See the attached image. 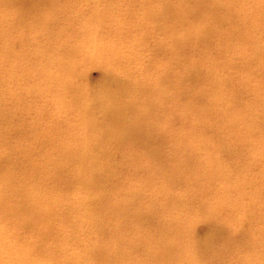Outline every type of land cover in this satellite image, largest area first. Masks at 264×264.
Instances as JSON below:
<instances>
[{
    "label": "bare ground",
    "instance_id": "bare-ground-1",
    "mask_svg": "<svg viewBox=\"0 0 264 264\" xmlns=\"http://www.w3.org/2000/svg\"><path fill=\"white\" fill-rule=\"evenodd\" d=\"M38 1L41 0H33V4ZM74 1L67 0V3ZM102 3L96 17L103 23L95 22L97 30L84 34L83 39L89 42L93 35L89 47L97 48V60L104 68L101 80L105 83L96 91L100 85L74 89L72 79L64 80V88L71 91L72 101L76 104L71 119L74 128L70 130L75 145L70 147L60 140L65 134L60 127H70L67 120L54 121L55 125L48 132L44 130L43 137L40 133L44 125H41L34 131L33 140L45 143L52 133L58 135L57 146L61 154L48 158L63 165L58 174L69 167L70 161H77V167H69L77 178L85 169H92L96 178L111 176L116 172L106 164L114 157V151H100L106 139L104 129L100 128V117L105 116L109 121V140L121 151L128 147L127 142L145 144L152 146L151 153L162 157L164 151L160 145L168 142L175 155H182L190 162L189 168L183 171L172 162L164 163L162 168H147L151 177L161 184L154 186L152 197L144 202L139 201L142 183L135 188L128 183H124L122 189L113 186L110 193L115 200L111 205L110 239L98 237L93 243L84 244L78 240V247L83 244V248L75 250L68 242L72 231L67 225L87 224L93 231L104 230L105 224L97 213L100 205L107 206L104 199L96 202V198L77 192L70 193L71 197L62 201L46 173L22 172V178L18 179L17 171L30 169L24 160L31 147L14 149L12 164L6 168L0 166L5 180L0 184V264H97L100 260L104 264H115L113 252L126 256L122 264H192L193 259H205L209 264V244L200 250L189 238L191 226L195 224L192 220H187L186 224L178 223L165 239L159 228L152 234L143 224L137 226L133 222L142 212L137 204H144L149 215L163 212L164 204H157L156 199L161 196L158 191H170L167 179H175L186 186L194 181L189 178L202 175L205 169L220 181L232 179L234 184L226 185L224 189L233 203L231 209L237 208L238 213L244 211L247 214L264 192V163L261 180L254 177L248 180L247 176L236 178L231 174L226 177L222 171L225 170L224 163L238 150L242 151L240 163L248 159L243 153L246 149H257L264 155V0H102ZM136 4L140 5L137 16L141 17L143 29L133 31L137 38L140 34L135 46L145 48L143 44L151 35L160 39L154 40L151 59L137 61L144 58L140 54L134 60L118 65L119 69L114 72L117 63L114 53L91 42L119 24L126 14L132 17ZM89 17L83 15L82 18L88 20ZM122 33L117 27L116 36L120 37ZM164 58L168 63L163 62ZM68 62L71 61L66 58L59 63L64 74H69ZM205 74L209 85L199 90L196 100L192 99L191 87V94L180 89L188 82L191 86L201 87ZM179 98V106L171 105ZM139 112L144 114L139 116ZM168 116L175 119L172 124L165 120ZM177 120L179 127L175 126ZM158 122H163L159 131ZM90 127L96 128L97 132L88 137L86 133ZM13 132L5 138L16 139ZM159 137L162 143L156 146ZM223 150L228 152L227 158L219 162L212 160L209 155L212 151L214 154ZM87 152H93L92 156L86 155ZM206 152L209 158L201 155ZM122 155L123 164L133 169L142 152L131 150L129 156ZM128 158L132 160L129 165ZM238 199L240 204L236 206ZM97 203L100 205L96 207ZM221 209H224L222 205L218 210ZM210 222L213 240L217 237L224 243L230 240L224 218L213 216ZM263 233L264 230L260 232ZM134 237L138 242L133 241ZM126 239L132 241L130 247L123 246ZM44 243L53 245V251L47 256L39 249ZM140 244L146 246L151 260L132 259V253ZM227 247L231 248V244ZM244 256L256 259L255 251L251 249Z\"/></svg>",
    "mask_w": 264,
    "mask_h": 264
},
{
    "label": "rangeland",
    "instance_id": "rangeland-1",
    "mask_svg": "<svg viewBox=\"0 0 264 264\" xmlns=\"http://www.w3.org/2000/svg\"><path fill=\"white\" fill-rule=\"evenodd\" d=\"M33 3V0H0V166L6 168L12 164L14 149L29 146L31 147L29 155L24 162L30 169L17 171L18 179L22 178V172L37 175L46 173L62 201L67 197L70 198V193L77 194V192L96 198V202L104 199L107 206L99 203L96 205V207L100 205L97 213L105 224L104 230L93 231L87 224L67 225V228L72 231L71 239L68 242L77 250L83 248L84 243H93L98 237L110 239V216L113 213L111 205L115 200L110 193L113 186L122 189L124 183H128L129 186L135 188L139 183H142L143 191L140 194V200L136 199L144 202L152 197L154 186L161 184L160 181L151 177L147 168H162L164 163L172 162L185 171L189 168L190 162H186L182 155H175L168 142L161 144L162 138L160 137L155 145L161 144L160 147L164 151L162 157H159L157 153H151L152 146L145 144L127 142L128 147L125 151H121L110 142L111 134L107 128L109 121L104 118L105 116H101L100 128L104 129L106 139L100 151L105 149L114 151V157L108 159L106 165L111 170L114 169L116 174L96 178L92 175V169H85L77 178L69 169V167H77L79 164L77 161H70L69 167H66L62 174H58V170L63 165L48 159L51 155L61 154L60 147L57 146L58 135L52 133L49 141L39 143L33 140V134L35 130L40 129L41 125H44L43 132L40 133V136L43 137L44 130L46 129L48 132L50 127L55 125L54 121L67 120L70 127L69 129L60 127L65 133L60 137V140L70 147L75 145L70 130L74 128L71 119L74 118L72 115L76 104L72 101L71 91L64 88L66 86L64 80L65 78L72 79L71 86L74 89L82 88V86L88 89L91 86L100 85L96 89L99 91L103 87L105 83L101 80L103 64L97 60V48L91 47L90 49L89 47L93 35L89 37V42L83 39L84 34L94 33L97 30L94 28L95 22L98 25L103 23V20H98L96 17V13L101 11L103 3L102 0H75L72 4H68L67 0H41L35 5ZM153 5L156 9L155 3ZM235 7L239 6L235 5ZM139 10L140 5H134L133 12L135 13L132 17L126 14L124 18H121V21L119 20V24L109 28L104 34L99 35L96 41L91 42L92 44L99 43V47L114 53V58L117 61L114 72L119 69L118 65L134 60L140 54H143L144 58L136 59L137 61L142 62L145 58L151 59L150 51L154 40L160 39L151 35L143 44L145 48L140 45L135 46L136 40L139 41L140 34L137 38L133 31L143 29V24L140 23L141 17L137 16ZM83 15L90 17L87 20L82 18ZM89 27L91 28L89 29ZM117 27L123 32L120 37L116 36ZM75 46H79V48L75 50ZM66 58L71 61L68 62L69 74H64L59 65L60 61ZM167 60L164 58L163 62L168 63ZM207 78L206 74L203 75L201 87L191 86L188 82L184 88L180 89L191 94L189 91L191 87L192 99L196 100L199 90L208 87ZM171 90L174 89L171 88ZM177 94L179 95V93ZM179 104L180 98L171 103L175 106H179ZM143 114L144 112L138 113L139 116ZM165 120L172 124L175 119L168 116ZM179 125L180 122L177 120L175 126L179 127ZM162 126L163 122H158L157 130L159 131ZM12 132L17 137L16 139L5 138ZM96 132V128L90 127L86 135L90 137ZM131 150L142 152L139 162L133 167L137 170L123 164L125 160L122 153L129 156ZM227 153L226 150L214 152V154L212 151L209 155L212 160L219 162L220 159L227 158ZM243 153L244 157L248 158L243 163H240L242 159L240 150L224 163L225 170L222 171L226 173L225 176L231 174L236 178L247 176L248 180L252 177L261 180L263 176L260 171L264 163L262 159L264 155L260 154L257 149H246ZM92 154L93 152H87L86 155L92 156ZM207 154V152L201 153L202 156H207ZM207 157L209 158V156ZM126 160L128 165L132 161L129 158ZM164 174L167 175V173ZM214 177L208 169H205L202 175L196 174L189 178L194 181L188 182L186 186L175 179L169 181L166 178L170 191H158L161 196L156 199L157 204H164L163 212H154V215H149L144 204H137L142 208V212L139 213L133 224L137 226L143 224L152 234L157 233L160 229L161 237L165 239L166 235L170 236L169 234L173 233L178 223L186 224L187 220H192L195 224L191 226L192 236L189 238L195 241L200 250L205 249L209 244V264H264V233L260 234L264 230V192L247 214H244V211L238 213L237 208L231 209L233 203L229 200L228 192L224 189V186L233 185L234 182L231 183L232 179L224 182ZM52 178L54 179L52 180ZM197 180L201 181L198 183ZM4 183V176L0 173V184ZM250 190L251 188L248 187V191ZM192 196L195 199H192ZM184 197L186 198L184 199ZM236 202V206L240 204L239 199ZM221 205L224 209L218 210ZM214 206L215 208H213ZM123 214L127 217V214ZM213 216L225 219L226 228L231 235L230 240L226 243L220 237L214 240L211 238L210 219ZM10 225L15 227L12 221ZM78 240L83 241L80 247L77 245ZM123 241V246H131V240ZM133 241L138 242V238L134 237ZM228 243L231 244V248L227 247ZM39 249L47 256L53 251V245L44 243L39 246ZM249 249L252 252L255 251L256 259L244 256L247 255ZM113 253L115 264H122L127 259L119 252ZM145 258L152 259L149 252L146 253V246L140 244L139 248L132 253V259L142 261ZM100 261L101 263L97 264H104L102 260ZM192 264H206V260L197 259L194 261L193 259Z\"/></svg>",
    "mask_w": 264,
    "mask_h": 264
}]
</instances>
